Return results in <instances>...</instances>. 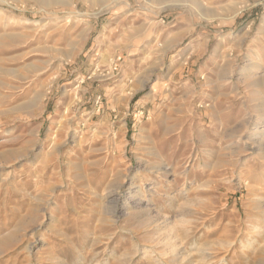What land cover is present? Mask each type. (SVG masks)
<instances>
[{"label": "rangeland", "instance_id": "1", "mask_svg": "<svg viewBox=\"0 0 264 264\" xmlns=\"http://www.w3.org/2000/svg\"><path fill=\"white\" fill-rule=\"evenodd\" d=\"M0 264H264V0H0Z\"/></svg>", "mask_w": 264, "mask_h": 264}, {"label": "bare ground", "instance_id": "2", "mask_svg": "<svg viewBox=\"0 0 264 264\" xmlns=\"http://www.w3.org/2000/svg\"><path fill=\"white\" fill-rule=\"evenodd\" d=\"M99 3L101 4H105L108 1H110L111 3L114 2H118L119 0H98ZM150 1H155V2H159V3H179V2H184V1H188V0H150ZM105 196V195H104Z\"/></svg>", "mask_w": 264, "mask_h": 264}]
</instances>
